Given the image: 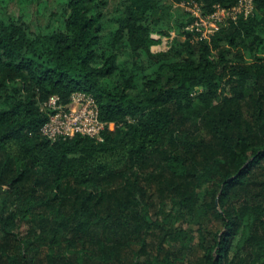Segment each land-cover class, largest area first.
<instances>
[{"label": "trees", "instance_id": "obj_1", "mask_svg": "<svg viewBox=\"0 0 264 264\" xmlns=\"http://www.w3.org/2000/svg\"><path fill=\"white\" fill-rule=\"evenodd\" d=\"M189 1L0 0V264H264V0ZM75 89L100 139L41 132Z\"/></svg>", "mask_w": 264, "mask_h": 264}, {"label": "built area", "instance_id": "obj_2", "mask_svg": "<svg viewBox=\"0 0 264 264\" xmlns=\"http://www.w3.org/2000/svg\"><path fill=\"white\" fill-rule=\"evenodd\" d=\"M179 4H183L185 8L188 7L191 15L183 29L194 32L197 37H208L219 25L235 19L240 14H252L255 10L253 0H236L231 5L215 3L213 8L207 12L202 10L200 3L193 0ZM150 35L157 39L156 42L155 40L152 42L156 47L154 51L166 49L175 36L184 37V34L175 29H170L168 33L151 31ZM41 107L47 110L48 118L42 123L40 129L51 139L74 133L100 139L105 128L114 126L113 121L107 122L100 117L94 95L86 90L71 91L68 102H63L58 95L52 94L41 103Z\"/></svg>", "mask_w": 264, "mask_h": 264}, {"label": "rangeland", "instance_id": "obj_3", "mask_svg": "<svg viewBox=\"0 0 264 264\" xmlns=\"http://www.w3.org/2000/svg\"><path fill=\"white\" fill-rule=\"evenodd\" d=\"M176 6L184 8V5H183V4H179V3H177ZM14 9H16V7H15ZM186 9H187V11H189V10H188V7H187ZM40 17H42V16L40 15Z\"/></svg>", "mask_w": 264, "mask_h": 264}, {"label": "crops", "instance_id": "obj_4", "mask_svg": "<svg viewBox=\"0 0 264 264\" xmlns=\"http://www.w3.org/2000/svg\"><path fill=\"white\" fill-rule=\"evenodd\" d=\"M154 40H155V42L157 41V39H156V38H154ZM151 49H153V50H155V49H156V47L154 46V44H153V43L151 44Z\"/></svg>", "mask_w": 264, "mask_h": 264}]
</instances>
